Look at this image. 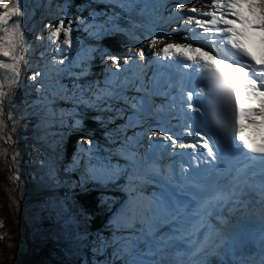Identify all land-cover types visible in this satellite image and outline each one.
Instances as JSON below:
<instances>
[{"label":"snow or ice","instance_id":"snow-or-ice-1","mask_svg":"<svg viewBox=\"0 0 264 264\" xmlns=\"http://www.w3.org/2000/svg\"><path fill=\"white\" fill-rule=\"evenodd\" d=\"M118 2L122 7L135 5V0ZM166 2L175 5L174 10L168 9L170 17H186L185 25H177L172 29L175 34L172 38L183 39L185 42L164 44L153 55L161 67L175 64L194 73L188 83L181 77L174 84L170 82L168 87L177 91L169 111H174L179 104L185 120L192 121L184 127L187 137H192L194 142L180 144L178 154L189 155L185 150L190 149L192 158L197 160V166L195 169L191 165L184 168L181 172L182 181L177 180L169 171L166 183L156 181L158 191L144 195V185L154 181L156 176H164L165 172L163 167L153 165L149 171L140 164L139 153L132 147L135 137H128L121 143L118 154L126 161L123 165L112 164L108 159L91 164L92 148L85 149L84 145H92L93 141L91 138L79 139L73 167L80 164V153H88V176L105 186L116 185L127 194L118 207L109 205L106 209L109 214L107 228L111 236H105L100 230L95 233L88 231L87 223L95 213L73 196L74 217L84 225L83 232H78L76 239L82 247L90 250L91 264H175L174 256L181 253L202 257L198 264H210L208 256L234 252L244 244L242 235L232 224L231 216L225 217L216 210L228 205L232 207L233 214L238 213L240 209L234 201L240 200L250 189L258 188L264 195V140L256 144L241 135L243 126L240 123L243 116L248 124L264 127V58L258 60L245 44L246 32L249 30L264 32V0H210L207 5L210 10L207 11L188 7L189 0H153L154 12L160 19L163 18ZM195 2L200 3V0ZM244 7L253 18L245 17L238 10ZM26 15L23 0H0V58H4L0 59V70H7L10 74L3 77L9 87L17 82L21 64L25 62L26 40L21 28L22 18ZM73 23L74 19H67V28L64 27L65 19H59L55 24L48 23L49 40L55 42L63 34L61 48L71 47L70 26ZM150 35L151 39L145 38L149 48L158 43L157 35ZM209 37L213 39L208 40ZM41 38L37 36V39ZM200 39L208 40L212 47L208 50L202 46L194 47L193 43ZM261 40L264 41V37ZM216 45H219L222 55L216 53ZM105 55L111 61L112 68L117 70L114 75L135 63L136 57L140 61L146 60L143 45L127 54L123 65L115 55ZM161 57L165 59L161 61ZM59 63L63 64L64 61ZM138 67L143 69L145 65L139 64ZM105 71L111 72V69L106 67ZM41 75L37 71L29 79L35 80ZM154 79L155 75L149 77L150 81ZM197 85L202 86L197 88ZM4 87L5 83H0V89ZM144 90L142 87L137 89ZM237 90H243L246 94L244 99L258 101L259 106L242 109ZM64 93L67 96L68 89H64ZM72 93L75 98V85ZM111 95V91L98 90L93 100L91 97L84 99L81 92L79 102L95 107L98 102H102V96ZM148 95H151L150 90ZM5 96L6 93L0 90V116L3 115ZM205 99L206 108L203 105ZM125 102H128L127 98ZM130 107L133 111L128 116L127 126L141 128L136 136L142 138L146 134L151 149H164L166 152L171 148L173 154H177L175 146L182 137L164 126L160 117L151 111L149 101L141 98L131 103ZM149 117L156 121L155 126L150 123ZM83 130V121L79 119L74 120L69 128L72 132ZM0 131H3L2 120ZM227 154L243 157L247 164L242 168L228 167ZM257 164L261 168L258 185L255 177L249 175ZM49 176L55 178L54 169H50ZM68 183L70 187L73 186L71 182ZM76 186L83 187L80 182ZM65 199H68L67 194ZM106 203V198H102L98 207L104 209ZM214 216L218 217V223H210ZM260 216L264 220V206L260 209ZM260 264H264V259Z\"/></svg>","mask_w":264,"mask_h":264},{"label":"trees","instance_id":"trees-1","mask_svg":"<svg viewBox=\"0 0 264 264\" xmlns=\"http://www.w3.org/2000/svg\"><path fill=\"white\" fill-rule=\"evenodd\" d=\"M62 2H65V7L63 11H60L55 4ZM23 7H25L26 10L24 9V11L27 13L22 18L23 23L21 28L26 36L25 62L21 65V73L17 82L10 88L7 94L8 97L5 102L6 104L3 106V112L8 116L7 122H10L11 118L9 117H11L12 112L17 114L23 108L32 106L38 101L32 90L24 86L21 76L29 73L35 74L37 71L41 72L42 75L36 77L38 79L37 88L41 91L39 99L47 104L43 103L39 106L30 107L23 120H34L38 116L46 115L49 130L57 132L60 141L55 142L51 146L52 148L57 147V150L54 151L56 154L54 166H50L49 168L45 165L46 162H43L39 158L40 156L35 154L33 149V142L39 135L38 130L29 131L32 134L30 135L32 141L30 140L26 145L28 150L24 153L26 158L23 161L27 160L29 164L25 168L28 173L25 181L29 186L35 182L53 184V181H56L60 185L57 191L59 197H56V194L52 195L56 204H53L49 200L47 203L41 202V206L45 207V213L50 218L56 217L62 221V224H56L58 227L56 239L63 246V250L70 251L72 255H80L84 254L85 251L82 250L81 243L77 241L76 236L78 232H83L84 225L80 219L74 217L72 211L73 196L80 204L89 207L95 213L93 218L87 223L88 231L95 233L100 230L105 236H111V232L108 230L106 224L109 215L106 209L109 205L114 207L117 202L122 201V194L118 193L119 197H117V193L115 192L91 190L90 185L92 184L87 183L84 178L81 181V173L73 167L74 160H70V158L73 154H77V141L81 138H91L93 141L91 154L97 153L101 157H105V159L113 162L119 158L115 146L109 144L110 131L116 130L113 124L114 113L111 108L103 102L101 105L97 103V106L89 107L80 103L79 97L81 92H83L84 99H88L92 97V92H97L95 85L99 70H101V66L98 63L99 58L106 53L113 54L118 58L124 57L127 54L131 46L130 43L132 44L136 38L131 37V35H136L135 27L138 24H132V22L139 21V23H142L138 19L142 15L135 11L120 10L118 7L110 9L108 6L100 3L99 0H23ZM87 9H93L98 20L104 22V24L108 23L109 26L113 24L111 29L106 33L97 35L92 30H90V33L88 31L82 33L76 20H82L86 16ZM59 19H65L64 27H69L67 19H74V23L70 26L72 29V39L75 38L76 42L83 45L85 50L95 51V56L98 58L94 57L89 62V66L85 65L83 68L84 63L80 62V60H74L73 62L65 60L66 54L70 55V59L72 60L76 59V57L70 52L66 53V50L64 52L56 51L55 46L51 45V41L41 35L44 26L48 23L55 24ZM146 19L149 21L150 15ZM144 24H146V21ZM141 31H146V29L143 28ZM92 33L93 35L89 36ZM49 35L48 30L46 37L49 38ZM37 36H41L42 38L37 39ZM59 37L64 36L61 34ZM139 38L142 39V36L140 35L136 38L133 45H137L136 43ZM70 49L71 47H68L67 50L70 51ZM61 60H65L63 64L59 63ZM74 62L75 67L73 66ZM3 72L7 73V70H3ZM74 85L76 86L75 98L72 93ZM107 87L111 88L109 85ZM64 89H68L67 96H65ZM0 90L5 91L4 88ZM58 105H63L64 109H68V112L60 109ZM76 119L83 121V131H69L70 125ZM22 127L20 128L22 129ZM12 134L14 138V140L12 139L14 141L13 149L16 150L19 144V134L15 130L12 131ZM11 155L9 157L11 168L7 166L4 170V179L6 181L10 179V169L14 173L18 170H16ZM80 157H82L80 163H83V157H89V154L80 153ZM50 169L55 170L54 179L49 176ZM37 179L39 180L37 181ZM77 179H79L78 182L82 183V188L76 186ZM68 182H71L73 186L70 187ZM20 190L21 186L18 188L14 199L22 204L23 200ZM47 193H52V191H48ZM66 194L68 196L67 200L65 199ZM102 198H106L107 200L104 209L98 207ZM46 200L48 201V197ZM256 248V244L250 242L237 248L234 252L209 256L207 260L210 261V264H256ZM32 250H36V248L30 249V256L32 255Z\"/></svg>","mask_w":264,"mask_h":264},{"label":"rangeland","instance_id":"rangeland-1","mask_svg":"<svg viewBox=\"0 0 264 264\" xmlns=\"http://www.w3.org/2000/svg\"><path fill=\"white\" fill-rule=\"evenodd\" d=\"M100 3H102L104 6L110 7V9L118 7L121 10H136L139 13H143L145 11L153 12V0H135V5L132 7L124 6L122 7L121 4L118 2V0H99ZM192 4V3H191ZM58 10L63 11L65 7V2L62 3H56L55 4ZM190 7V6H189ZM175 5L172 3H165V10L163 11L162 15L164 16L165 12L168 11V9L174 10ZM25 9V7H24ZM198 9V8H197ZM26 10V9H25ZM154 16L157 23H152L149 25V33L150 34H156L157 39L160 42L159 38V32H161V21L160 19ZM162 20V19H161ZM76 22L80 26V31L84 33L85 31H88L90 33L92 32L97 34L106 33L111 29V26L113 24L108 25V23L104 24L103 22L98 20V17L95 15V11L93 9H87L86 16L82 20H76ZM172 28H169L168 30L164 32L165 40L172 41V33L173 31L171 29H174V24H171ZM67 28V27H65ZM160 29V30H159ZM47 27H43V31L41 32V35L48 39L47 36ZM90 34L89 36L93 35ZM151 36V35H150ZM26 37V36H25ZM131 37H135V35H131ZM148 39L149 36L147 37ZM26 39V38H25ZM64 37H59L55 42H51V45L55 46L56 51H62L66 50V53L73 54L76 59L73 60L70 59V55L66 54L65 60H69L70 62H73L74 60H80V62L84 63V66H89V62L95 56L94 50H85L83 45H80L76 42L75 38L72 39V46L70 51H68V47L64 46L61 48V45H63ZM171 43V42H168ZM77 44V45H76ZM146 48H148L147 42L145 43ZM79 47V49H77ZM135 48L128 50V53H133ZM152 48H149V53H151ZM26 52L24 53V55ZM146 60L140 61L138 57L135 58V63L129 65L126 70L120 71L118 75L125 74L127 71H131L136 65L144 64L149 57L148 53H146ZM151 56V54H150ZM98 58V57H97ZM127 58V57H126ZM126 58H120L118 59L121 65H123V61ZM4 59V58H0ZM64 60V61H65ZM52 61H54L52 59ZM5 62H7L5 60ZM101 66L100 72H106L105 68L111 69V72H108L106 75L98 77V80L96 81L98 83V89L99 91L103 92V90L111 91L110 89L106 88L104 85L108 84L109 81H112L113 77L115 78L114 73L117 72L115 68H112L111 61L107 58V56H103L99 58L98 62ZM24 64V63H22ZM21 64V65H22ZM73 66L75 67V62L73 63ZM78 70V69H77ZM9 75V73L3 72V70H0V83H5L4 92L6 93V96L3 101V106L6 104L7 94L9 93L10 88L15 84H12L11 87L7 85V83L3 80V77ZM34 73H29L27 75H22L21 80L22 83H24V86L30 90H32L33 94L37 97L38 101H36L32 106H39L43 103L47 104L46 102H42L39 99V96L41 95L40 89H38V79L30 80L29 77L33 76ZM118 77V76H117ZM127 83L124 85L126 87ZM122 87L121 89L125 91V96L130 97L129 94V88L128 87ZM117 91V90H116ZM115 89H113V95L106 96L108 98L109 102H112V112H118L125 110L127 111L131 105H126L127 102H125V99L122 101H116L117 95H116ZM112 92V91H111ZM94 94V92H92ZM95 97V96H94ZM94 99L93 97H91ZM32 106H27L23 108L20 112L17 114L15 112L11 113V121L7 122V114L3 112V115L0 116V120L3 121V131H0V264H85L87 261L88 264H91L92 261V254L89 249L82 247V250L85 251L84 254L80 255H72L70 254V251L63 250V246L61 243H59L56 239V233L57 226L56 224H62L59 219L56 217L50 218V216L45 213V207L43 208V205L41 206V202H49V200L56 204V201L52 197L53 194H56V197H59L58 190L60 188V185L53 181V184H47L45 182L42 183H33L30 186L28 183H26V175L28 174L26 171V167L29 166L28 161L24 160L25 151H27V144L30 142L31 137L30 135L33 130H38V137L33 142V149L35 151V154L40 156L39 158L46 162V166L50 168V166H54V159H56V154L54 151L57 150V147H51L54 145L55 142L60 141V137H58V133L54 130H49L47 116H38L34 120H23V117L27 115L28 110ZM60 109L65 110V112H68V109H64L63 105H58ZM7 116V117H6ZM28 122V123H27ZM26 123V124H25ZM124 123L127 124V118H124ZM25 126V127H22ZM22 127V129L20 128ZM20 128V129H19ZM137 128V129H136ZM134 128L137 132L141 131V128L136 127ZM17 131V134H19L18 139V146L17 149H13V142L12 139V131ZM145 134L143 137H146ZM128 137H135L133 134H128ZM141 138V137H140ZM147 138V137H146ZM124 139V138H122ZM138 138L135 137L136 141ZM109 144L111 146H117L120 144L121 139L117 136L115 137L114 133L109 136ZM12 141V142H11ZM16 141V140H15ZM32 141V140H31ZM124 141H126L124 139ZM133 141V142H134ZM11 142V144H9ZM17 143V142H16ZM92 146L91 145H84V148L87 149ZM118 149V148H117ZM59 152V151H58ZM139 152V151H137ZM12 154V155H11ZM11 155V159L14 162V165L16 166L17 172L14 173L12 169H10V179L9 181H6L4 179V170L8 166L11 168V162L9 161V157ZM76 154L72 155V160H74V156ZM140 155V154H139ZM91 164H97L99 162L105 161V157H101L97 153L91 154ZM119 160L116 161H110L112 164H125L122 162L124 160V157L122 155L119 156ZM84 159V165L88 167V157H83ZM67 171V170H64ZM87 174V173H86ZM88 175V174H87ZM86 175V177H88ZM18 177V178H17ZM39 179H37L38 181ZM150 184V182L148 183ZM21 186V197L23 200V203L20 204L14 197L17 194L18 188ZM24 191V192H23ZM52 191V193L46 192ZM56 191V192H55ZM147 191H144V195ZM48 195V201L46 200ZM41 206V207H40ZM28 224V225H27ZM30 225V227H28ZM58 225V226H59ZM249 240H253L250 238ZM78 241V240H77ZM259 247L262 250L260 252V255L257 257V264H260L261 260L264 259V238L258 241ZM36 248V250L31 251V256L29 254L30 249ZM189 254V258H184L186 260L183 262V264H197L199 259H202V257L194 256L191 253Z\"/></svg>","mask_w":264,"mask_h":264},{"label":"bare ground","instance_id":"bare-ground-1","mask_svg":"<svg viewBox=\"0 0 264 264\" xmlns=\"http://www.w3.org/2000/svg\"><path fill=\"white\" fill-rule=\"evenodd\" d=\"M192 3V4H191ZM207 3L209 4L210 3V0H207ZM201 5H202V3L200 2V3H196L195 2V0H189V2H188V7L190 6V7H193V6H198V7H200L201 8ZM204 9H206V8H201V11H206V10H204ZM183 19L182 18H178L177 19V17L175 16V15H173V16H169V11H167L166 13H165V15L163 16V18H162V20H161V25H162V28H161V32H159V38H161V39H164L165 38V34H164V32H165V30L166 29H168V28H170L171 27V23H177V24H180V22L182 21ZM160 30V29H159ZM165 43L166 44H174V43H168V41L167 40H165ZM156 47H158V49L159 48H161V47H163V45L160 43L159 44V42L157 43V46ZM151 63H152V59H150V60H148V61H146L145 63H144V65H145V67L143 68V69H141L140 67H136L135 69H134V77H133V80H134V82H133V85L131 86V88L129 89V94H130V98H132V103L133 102H136V101H139V100H141V98H145L146 100H148L149 101V106H150V109H151V111L153 112V114H159L160 113V111L159 112H157V105H156V99L154 98V97H152L151 95H152V92H151V95L149 96L148 95V91L150 90V85H151V83H152V80L150 81L149 80V77H151L150 75H149V73L151 72V67H150V65H151ZM141 81H143V84H141ZM161 81V80H160ZM125 87V86H124ZM143 88V89H145L144 91H137V89L138 88ZM137 92H143V94L145 95H141V96H139V97H137V98H135L134 97V95L137 93ZM112 93H114L113 91H112ZM115 94V93H114ZM133 98H135V100H133ZM183 116V115H182ZM125 126V128H130V127H128L127 126V124L126 125H124ZM137 129V128H136ZM137 132V131H136ZM135 136H136V134H135ZM136 137H139V136H136ZM141 138H138V141L136 142V143H133L132 145H133V148L135 149H140V148H146V149H148V147H149V145H147L148 143H147V141H148V138H144V139H141ZM147 145V146H146ZM157 154H159V155H161L159 152H157ZM145 156H148L151 160L153 159V156L152 155H148V153L146 152V155ZM165 157H158V160H159V162H162L163 164V169H164V172H165V175H164V177L166 178V176H167V174H168V167L170 168L171 167V165H170V163H169V161L168 160H163ZM144 162H145V160H144ZM145 165L147 166V168L148 169H151L152 167L150 166V162H148L147 161V163H145ZM174 170V169H173ZM172 170V172H174ZM180 174V173H179ZM153 182V181H152ZM151 186L152 185H150V184H145L144 185V191H147V195H151V193L153 192V191H156L155 189H151ZM125 193V195L127 196V194H126V192H124ZM122 200V199H121ZM227 207H225V209H226ZM260 209H261V206H255L252 210H249V212L250 213H252L253 214V216L254 217H256V218H259L260 220H262V218H261V216H260ZM252 216V218H254ZM262 222H264V220H262ZM252 223L253 222H249V224L252 226ZM255 228V227H254ZM262 228V227H261ZM261 228H258V229H261ZM241 233V232H240ZM202 238V237H201ZM187 246V245H186ZM177 260H179V255H177V256H174V261H175V264H178V262H177Z\"/></svg>","mask_w":264,"mask_h":264}]
</instances>
